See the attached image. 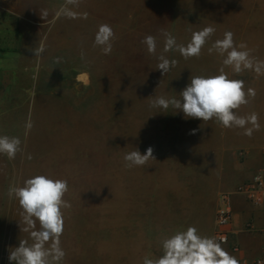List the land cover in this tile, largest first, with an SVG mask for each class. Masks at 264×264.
I'll return each mask as SVG.
<instances>
[{"label": "rangeland", "instance_id": "obj_1", "mask_svg": "<svg viewBox=\"0 0 264 264\" xmlns=\"http://www.w3.org/2000/svg\"><path fill=\"white\" fill-rule=\"evenodd\" d=\"M143 5L133 14L129 44L116 47V55L127 56L132 66L114 70L116 76L93 78L98 88H80L83 101L72 113L56 109L48 125L30 130L25 125L26 138L14 159L0 154V166L17 168L9 180H0V264H10L9 249L20 240L33 242L20 229L22 209L8 190L37 175L68 183L64 199L71 207L62 209L60 241L66 255L60 264H143L145 257L163 254V239L212 221L217 206L209 192L211 177L232 128L215 118H186L182 111L150 104L156 97L179 98L191 76L218 75L223 67L230 79L244 81L245 91L256 93L234 111L241 116L264 111V71L237 74L208 51L231 31L236 46L244 43L254 61H264V0H150L148 8ZM208 26L215 33L198 57L185 59L172 50L163 54L177 65L167 74L157 69L162 29L187 45L193 32ZM147 35L156 37L155 55L141 43ZM37 89L32 84L29 100ZM32 112L35 116L31 103L30 119ZM149 147L155 159L125 167V153L138 149L143 154Z\"/></svg>", "mask_w": 264, "mask_h": 264}, {"label": "crops", "instance_id": "obj_2", "mask_svg": "<svg viewBox=\"0 0 264 264\" xmlns=\"http://www.w3.org/2000/svg\"><path fill=\"white\" fill-rule=\"evenodd\" d=\"M144 2L148 8L150 0H80L72 10L87 13V18L60 16L58 22L56 12L65 0H0V136L24 141L28 122L32 128L48 125L56 109L66 108L72 113L83 101L80 88H98L93 78L116 76L114 70L132 66L127 56L116 55V47L129 44L133 14L141 9L139 6H145ZM44 11L48 13L45 20L41 17ZM101 24L110 25L115 34L109 55L94 45ZM39 41H43L45 51L37 57L32 50ZM60 78L72 83L62 84ZM34 83L38 94L31 101L29 93ZM31 103L36 113L34 116L32 112L30 119ZM253 113L258 117L259 129H254L251 136L244 134L245 128L231 129L209 187L217 207L219 194L228 193L231 233L228 243L221 245L239 264H255L264 258V200L254 205L236 191L255 173H264V111ZM246 128L253 125L248 123ZM16 169L15 165L0 166V180H9ZM215 214L209 224L197 228L198 234L214 237Z\"/></svg>", "mask_w": 264, "mask_h": 264}, {"label": "clouds", "instance_id": "obj_3", "mask_svg": "<svg viewBox=\"0 0 264 264\" xmlns=\"http://www.w3.org/2000/svg\"><path fill=\"white\" fill-rule=\"evenodd\" d=\"M80 0H65L64 5L56 12V17L87 18V13L78 14L72 7L78 6ZM48 13L44 11L41 17L45 20ZM215 33L211 26L204 27L192 33L191 40L178 44L176 38L165 30H161L164 37L162 53L157 57V69L167 74L177 65L176 60H169L163 53L178 51L185 59L198 57L207 41ZM114 31L108 24H101L95 34L94 45L99 46L104 55L111 54ZM231 31L224 33L223 39H217L208 49L223 57L222 64L231 67L233 72L241 73L246 69H254L257 73L264 71V61H254L247 46L241 43L236 46ZM146 45L150 55L156 54L157 40L147 35L141 41ZM34 56H41L45 51L43 41L33 50ZM83 58V54H82ZM59 59L56 62L59 63ZM251 88L245 91L244 81L230 79L221 67L218 75L191 76L190 83L179 93V98L156 97L150 107L174 111H182L186 118L209 121L215 118L225 128H245V135L251 136L253 130L259 129L258 117L255 113L243 117L234 110L249 102V97H255ZM251 123L253 128H246ZM32 123L26 128L30 130ZM195 132V130H193ZM21 150V140L18 137L0 136V154L14 159ZM30 158V157H29ZM125 167L143 166L153 156V148L149 147L141 154L138 149L124 154ZM69 187L66 180L52 179L44 175H37L24 181L23 186H10L8 196L18 201L22 209L20 223L21 231L30 234L31 244L27 240H20L19 245L9 249L10 264H60L66 253L61 247L60 237L64 231V215L62 209L71 205L64 199ZM37 222L39 229H37ZM163 254L158 258L145 257L143 264H239L238 260L229 254L215 237L202 236L194 226L161 241ZM47 245V246H46Z\"/></svg>", "mask_w": 264, "mask_h": 264}, {"label": "built area", "instance_id": "obj_4", "mask_svg": "<svg viewBox=\"0 0 264 264\" xmlns=\"http://www.w3.org/2000/svg\"><path fill=\"white\" fill-rule=\"evenodd\" d=\"M236 191L246 196L254 205H260L264 200V173L257 172L248 181L237 186ZM232 210L228 202V193L218 197V207L215 214L214 237L221 244L228 243L231 233ZM234 250L238 247L234 246ZM255 264H264V258H259Z\"/></svg>", "mask_w": 264, "mask_h": 264}]
</instances>
